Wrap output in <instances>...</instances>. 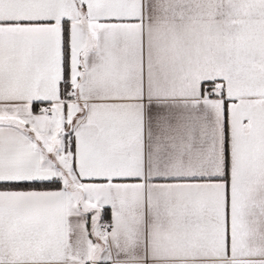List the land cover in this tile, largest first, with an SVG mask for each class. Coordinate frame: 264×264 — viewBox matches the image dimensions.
Segmentation results:
<instances>
[{
  "label": "snow or ice",
  "instance_id": "1",
  "mask_svg": "<svg viewBox=\"0 0 264 264\" xmlns=\"http://www.w3.org/2000/svg\"><path fill=\"white\" fill-rule=\"evenodd\" d=\"M0 264H264V0H0Z\"/></svg>",
  "mask_w": 264,
  "mask_h": 264
}]
</instances>
